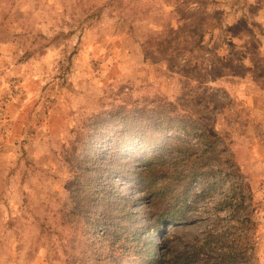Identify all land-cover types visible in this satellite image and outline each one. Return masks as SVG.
Listing matches in <instances>:
<instances>
[{
  "label": "rangeland",
  "instance_id": "374dc122",
  "mask_svg": "<svg viewBox=\"0 0 264 264\" xmlns=\"http://www.w3.org/2000/svg\"><path fill=\"white\" fill-rule=\"evenodd\" d=\"M0 264H264V0H0Z\"/></svg>",
  "mask_w": 264,
  "mask_h": 264
},
{
  "label": "trees",
  "instance_id": "16d2710c",
  "mask_svg": "<svg viewBox=\"0 0 264 264\" xmlns=\"http://www.w3.org/2000/svg\"><path fill=\"white\" fill-rule=\"evenodd\" d=\"M150 125L152 127L151 131L153 133H159L163 130V127L156 128L154 122H152ZM148 129H149V125L143 124V125H141V130L146 132L147 134H143L142 136H139V135L134 134L132 131H130V133L128 134V137L123 139L124 143H123V145H119L117 147V153H116V158L118 160H120L119 164L117 165L116 168L110 167L107 169V179L109 181H111L115 175H118L119 177H121V176L126 175V174H131V176L134 178V184L135 185H140L141 183H143L145 178H146V180L151 179V178H153L155 180V178L153 176V172H151V171H154L156 169L155 166L149 167V168H144V169H135L133 167H131V168L124 167V161L126 158L127 159H133V160H137V159L143 160L144 159L145 162H153L154 161L157 153L159 152L158 147H162L164 142L160 136L149 133ZM185 129H187V128H185ZM203 133H196V135H200V134L207 135L205 132H203ZM147 136H151V137H147ZM204 142L205 143L209 142L207 137H205ZM137 145H139V146H137ZM127 147H131L130 151L127 150ZM134 149L135 150H142L143 153L141 155H136V154L134 155L133 154ZM205 152H207V150L203 149L202 153H205ZM201 156H203V159H204V156H206V155L201 154ZM195 172L196 171L193 170L192 174H195ZM169 208H170L169 205L166 204V206L164 207V211H163L162 215L165 214V217H168V215L173 214V211L169 210ZM168 220H169L168 218H164V221H168ZM158 238H159V235L157 236V239ZM150 242L152 244V248L155 251V248L157 249V247L151 238H150ZM153 260L156 261L155 256L151 257V261H153Z\"/></svg>",
  "mask_w": 264,
  "mask_h": 264
}]
</instances>
